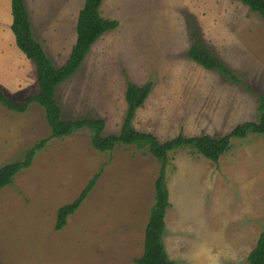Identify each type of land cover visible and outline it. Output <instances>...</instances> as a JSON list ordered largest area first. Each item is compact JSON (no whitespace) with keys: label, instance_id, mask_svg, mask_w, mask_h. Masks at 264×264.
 I'll return each mask as SVG.
<instances>
[{"label":"rangeland","instance_id":"374dc122","mask_svg":"<svg viewBox=\"0 0 264 264\" xmlns=\"http://www.w3.org/2000/svg\"><path fill=\"white\" fill-rule=\"evenodd\" d=\"M85 0H25L32 31L56 67L77 39ZM101 15L117 20L92 47L56 98L64 120L103 119L104 136L126 117L128 84L152 83L133 126L165 142L183 134L223 137L258 119L264 95V19L232 0H103ZM193 34L234 73L230 83L188 57ZM31 81H35V75ZM31 165L0 193L2 264H136L155 202L161 164L146 150L117 146L100 152L82 129L51 138L43 107L25 113L0 104V168ZM170 207L164 244L173 264H249L264 226V135L233 139L212 162L191 149L170 154ZM94 189L56 230L57 212L95 176Z\"/></svg>","mask_w":264,"mask_h":264},{"label":"trees","instance_id":"16d2710c","mask_svg":"<svg viewBox=\"0 0 264 264\" xmlns=\"http://www.w3.org/2000/svg\"><path fill=\"white\" fill-rule=\"evenodd\" d=\"M247 6L252 13L264 19V0H232ZM103 0H85L77 23V41L71 54L62 67H56L36 40L32 31L30 17L25 0H12L14 18L12 30L16 36L19 49L32 62L36 73V89H29L19 94H12L0 86V104L16 113H25L34 103L43 107L51 138H63L82 129L91 133V144L100 152H112L117 146H135L138 150H146L161 164L160 174L155 182V202L151 209L149 222L145 230L143 254L134 261L136 264H173L169 259L164 244L166 232V215L170 207L169 191L166 184V168L170 162V154L177 150L191 149L209 161L218 162L228 153L233 139H244L249 134L264 135V95L257 94L248 88L251 94L258 96V119L236 126L223 137L207 134L186 137L183 134L162 142L152 133L138 131L133 121L138 109L142 108L149 98L153 84L139 86L129 83L126 90L128 110L118 134L104 136L106 122L103 119L82 117L75 120H64L63 110L56 98L58 87L72 78L90 53L93 45L107 32L119 27L117 20L105 19L101 15ZM188 57L195 64L206 70L219 73L230 83H240L237 76L204 45L196 34L188 52ZM41 140L30 149L24 161L7 164L0 168V193L13 184L20 170L31 165L37 151L46 143ZM99 175H95L79 196L69 204L62 206L57 212L56 230L67 225L68 218L75 214L94 189ZM249 264H264V226L256 247L248 256ZM0 264L1 261H0Z\"/></svg>","mask_w":264,"mask_h":264},{"label":"crops","instance_id":"0c3cea01","mask_svg":"<svg viewBox=\"0 0 264 264\" xmlns=\"http://www.w3.org/2000/svg\"><path fill=\"white\" fill-rule=\"evenodd\" d=\"M26 9L31 22L28 7ZM13 22L12 0H0V86L12 94H19L29 89H36L37 79L32 62L17 45L12 30ZM33 75H35L34 82L31 81Z\"/></svg>","mask_w":264,"mask_h":264}]
</instances>
